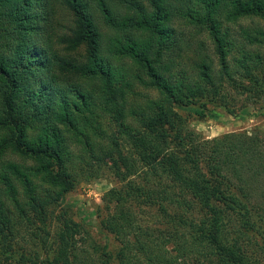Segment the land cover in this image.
<instances>
[{
    "label": "trees",
    "instance_id": "obj_1",
    "mask_svg": "<svg viewBox=\"0 0 264 264\" xmlns=\"http://www.w3.org/2000/svg\"><path fill=\"white\" fill-rule=\"evenodd\" d=\"M240 20L253 22L233 31ZM227 81L264 99V0H0L6 264H264V130L207 140L175 111L221 121ZM139 88L162 95L159 112L133 100ZM109 162L128 179L101 209L116 250L56 211ZM133 204L164 226H142Z\"/></svg>",
    "mask_w": 264,
    "mask_h": 264
},
{
    "label": "rangeland",
    "instance_id": "obj_2",
    "mask_svg": "<svg viewBox=\"0 0 264 264\" xmlns=\"http://www.w3.org/2000/svg\"><path fill=\"white\" fill-rule=\"evenodd\" d=\"M253 21L249 20H240L237 23H231L230 27L233 31L237 32L241 26H248L252 24ZM203 39V37H201ZM204 40L207 41L208 45L210 40L204 37ZM211 48V47H209ZM213 53V50H211ZM225 93L220 99L221 103L228 105V109H224L223 119L221 121L208 118L206 120H199L195 116L189 115L187 112H182L177 109L179 114L187 118V122L192 130L199 134L202 138L207 140H213L219 138L227 133L232 132H253L256 128L264 130V99L261 102H254L250 100L247 95L239 93L235 87L227 81L224 85ZM139 95L134 97L136 103H142L145 105L151 112H159L160 104L159 102L162 99V95L158 91L146 90L145 88H139ZM230 110H233L236 116L228 113ZM109 131L112 135L117 136L119 139L124 137L121 136L120 131L115 124H111ZM106 144H110L111 141H104ZM123 147L126 152H128V143L127 141H122ZM121 166V165H120ZM119 166L109 162L103 166V171H101L100 177L95 178L91 181L82 180L75 190L69 192L66 195L63 203L57 208V213H66L68 216L72 217L76 222L81 223L88 231H90L92 237L100 243H108L111 249H117L119 247V242L116 238L107 234L102 230V215L101 209L105 206V195L111 189H125L128 184V179H124V175H121L119 171ZM138 180L142 178L137 176ZM134 212L137 215V218L145 227H151L153 229L161 228L164 226L165 221L163 213L156 206H145L133 204ZM201 213L200 211H197ZM40 224V223H39ZM36 225V226H39ZM57 229L58 224L55 222L49 226L48 230L50 231V236H48V241L46 242L47 248L49 246H56L57 239ZM31 230L39 231L35 227H31ZM40 232V231H39ZM44 234V232H42ZM32 236L31 232L28 233ZM30 238V237H28ZM44 239H47L45 236ZM41 239H37L35 243H41ZM25 240L21 242L24 244ZM53 248V247H52ZM38 249L37 246H26L24 249L21 246L17 247V254H25L27 257H35L34 251ZM0 264H6L5 257L1 254L0 251ZM32 264V263H27ZM180 264H199L194 255H188L185 258L180 259Z\"/></svg>",
    "mask_w": 264,
    "mask_h": 264
}]
</instances>
